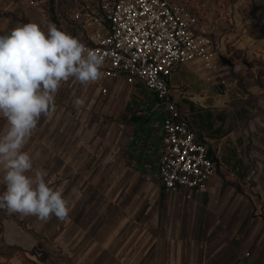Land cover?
Listing matches in <instances>:
<instances>
[{
    "label": "rangeland",
    "instance_id": "374dc122",
    "mask_svg": "<svg viewBox=\"0 0 264 264\" xmlns=\"http://www.w3.org/2000/svg\"><path fill=\"white\" fill-rule=\"evenodd\" d=\"M169 1L186 6L206 26L228 7L231 15L237 10L264 17V0ZM0 3V34L17 24L35 22L47 31L57 23L82 42L85 33L74 27L75 14L96 7L98 0H56L55 23L49 0ZM54 107L49 117L41 118L36 143L70 158L59 162L51 156L34 163L29 174L43 172L46 182L68 200L70 213L60 220L65 230L53 236L49 225L55 217L43 222L0 209L5 221H17L22 238L42 246L36 247L39 253L50 251V264H264V241L250 243L248 232L228 227L219 238L214 231L207 235L206 201L190 210L179 195L175 204L160 198L161 184L152 181L157 162L150 165L139 156L162 127L160 107L143 88L104 76L86 86L70 79L55 94ZM1 123L3 134L7 122L1 118ZM4 190L0 167V194ZM242 253L249 255L234 259Z\"/></svg>",
    "mask_w": 264,
    "mask_h": 264
},
{
    "label": "crops",
    "instance_id": "0c3cea01",
    "mask_svg": "<svg viewBox=\"0 0 264 264\" xmlns=\"http://www.w3.org/2000/svg\"><path fill=\"white\" fill-rule=\"evenodd\" d=\"M230 8L221 10L220 16L207 26L199 22L197 27L198 33L213 39L218 68L205 69L201 61L196 60L177 66L168 79L172 98L189 119L197 140L205 144L209 155L217 160L218 168L207 188L174 193L164 190L157 172L162 153V127L160 136L152 145L147 144L139 156L149 160L150 165L157 162L156 178L152 181L157 183L158 180L161 184L159 196L163 201L168 199L175 204L179 195L187 201L190 210L204 206L206 201L207 235L214 231L219 238L228 227H236L243 233L248 232L250 243H255L257 239L264 241V17L240 15L237 10L231 15ZM103 76L106 77L104 73ZM132 86L143 88L154 98L163 122L159 99L142 85ZM132 120L141 122L142 119L134 117ZM1 124L0 118V135ZM38 133L34 131L24 149L33 164L50 161L51 156L57 157L59 162L70 158L66 154L56 156L57 151L48 146L38 148ZM17 224L9 217L5 221L0 213V264H50V251L39 253L36 247L41 245L22 238V229ZM216 226H223V230L219 232ZM49 228L53 236L65 230L58 219L51 221ZM214 248L219 249V245ZM244 255L246 253L237 254L234 259Z\"/></svg>",
    "mask_w": 264,
    "mask_h": 264
},
{
    "label": "built area",
    "instance_id": "2783aa9c",
    "mask_svg": "<svg viewBox=\"0 0 264 264\" xmlns=\"http://www.w3.org/2000/svg\"><path fill=\"white\" fill-rule=\"evenodd\" d=\"M75 20L85 33V46L104 56L106 77L142 85L162 104L157 172L164 190L206 189L216 162L197 140L168 84L181 64L199 60L205 69L218 68L213 39L197 32L196 15L169 0H98L96 7L76 12Z\"/></svg>",
    "mask_w": 264,
    "mask_h": 264
},
{
    "label": "clouds",
    "instance_id": "9594fccd",
    "mask_svg": "<svg viewBox=\"0 0 264 264\" xmlns=\"http://www.w3.org/2000/svg\"><path fill=\"white\" fill-rule=\"evenodd\" d=\"M104 63L103 55L55 24L44 31L28 22L0 34V118L7 122L0 135L5 185L0 209L43 222L68 217V200L46 182L45 174H29L33 159L24 149L41 118L55 111L54 97L62 83H95L103 76Z\"/></svg>",
    "mask_w": 264,
    "mask_h": 264
},
{
    "label": "trees",
    "instance_id": "16d2710c",
    "mask_svg": "<svg viewBox=\"0 0 264 264\" xmlns=\"http://www.w3.org/2000/svg\"><path fill=\"white\" fill-rule=\"evenodd\" d=\"M55 1L56 0H49V3H50V6H51V9L49 10V13H52L53 14V17H52V20L54 21V23L56 22V18L54 17V13H55V11H54V4H55ZM56 24V26H58L57 25V23H55ZM74 27H76V28H79V25H78V23L77 22H74ZM82 43H85V40L84 41H82ZM211 156V155H210ZM211 158L216 162L217 160L213 157V156H211ZM217 162H216V166H217ZM217 168H218V166L216 167V170H217ZM17 248H14L13 250H16Z\"/></svg>",
    "mask_w": 264,
    "mask_h": 264
}]
</instances>
